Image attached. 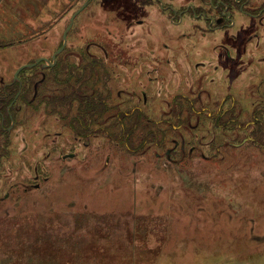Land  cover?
I'll return each instance as SVG.
<instances>
[{
  "label": "rangeland",
  "instance_id": "374dc122",
  "mask_svg": "<svg viewBox=\"0 0 264 264\" xmlns=\"http://www.w3.org/2000/svg\"><path fill=\"white\" fill-rule=\"evenodd\" d=\"M83 1L0 0V81L51 57ZM152 6L138 26L102 0L75 18L59 62L86 63L91 45L130 118L83 142L43 109L19 115L0 169V264H264V29L240 47L249 20L203 36ZM249 133L261 146L233 147Z\"/></svg>",
  "mask_w": 264,
  "mask_h": 264
},
{
  "label": "flooded vegetation",
  "instance_id": "af4514ba",
  "mask_svg": "<svg viewBox=\"0 0 264 264\" xmlns=\"http://www.w3.org/2000/svg\"><path fill=\"white\" fill-rule=\"evenodd\" d=\"M85 1H83V3H81L79 7L72 12L69 18V22L72 15L85 3ZM58 4L61 3L58 2ZM102 4L107 7H109V5L111 4L115 5V8H117L114 11L116 12L118 9V11H120V16H122L125 20L133 21L135 23V26L144 24V14H147L146 10L148 9V7H151V10H153L154 6L152 5H156L155 14L159 15L160 13L167 20L171 19L174 22L177 21V19L183 18L184 15L189 18H193L195 21L200 23V25L198 23V27L200 33L203 36H207L209 33H214L216 31L228 32L235 28L236 19H239V21L242 19H246L250 22L248 31L251 30L252 32L249 31L250 33L244 39H242L240 47L242 45H246L251 39L257 37V35L254 34L256 31L259 32L260 29H264V0H261L260 2H258L257 0H180L178 5H175V2L173 0H102ZM133 6L135 12L139 13V15L130 12L133 9ZM72 7L73 4L70 5V8ZM81 12L77 16H79ZM136 16H139L140 18L135 19ZM68 24L66 28L68 27ZM137 29L139 28H136L135 30ZM242 30L245 33V30ZM63 34L61 36L60 47L53 53V55H55L63 45ZM235 38V36H232V40H235ZM65 46L58 54H56L54 59L53 55H51V57L49 58L38 57L29 64H24L29 65L30 67L20 71L17 74L16 79H14L13 76L11 82L8 83L1 79L0 169L3 164L5 165L6 155L8 154V150L11 145L13 127L16 125L20 114L27 113L28 110L38 112L39 110L43 109L46 117L55 118L56 121L60 123V126L65 129V131H67L70 135H73V137L77 135L79 137L78 139L83 142H87V132L89 128L93 126L90 125L89 127L83 129V131H78V133H75L74 129H71L70 126H67V124L62 121L63 117L70 116V118H73L76 115L79 104L78 97L76 96L91 98L92 95V98H94L93 102L96 103L95 105H99V116L100 118H102L105 115L104 111L106 112L107 104L115 105L112 101L114 99L118 100V98L122 95L121 91H119L115 98H113L111 90L107 86V83L111 81L106 78L107 67L105 69L102 61H97V59H95V57L91 55L89 51L91 45H87L83 49L84 54H86L89 59L86 63L83 64H77L75 62L72 63L71 58H68V63L66 64L60 63L58 55H60L64 51ZM238 49L240 48H236L235 50ZM102 51L104 55H107V51L105 50V48H102ZM38 59L40 61L36 63ZM43 59L46 61H44ZM226 61V67L229 66V74L231 77H233L232 79H228V82L233 85L237 82L238 77L243 73L241 70L242 68H239L240 65H238V62L232 59L231 56H229ZM60 67H65V73L67 74L70 71V76H72V78L70 79V83L72 84L71 93L69 94L70 101L65 100L62 101V103L55 101V98L59 96L61 92H64L67 89L66 85H64V81L59 78L58 73L61 69ZM258 78L264 80V72L259 73ZM70 83L68 80L67 84L69 87ZM77 90L79 91L78 93L76 92ZM85 93L87 94L85 95ZM72 94H74V97H71ZM221 108L222 107H220V109ZM119 111L120 109L118 106L116 113V118L118 119L121 118L118 114ZM196 127H198V125ZM97 128L101 129L102 127L100 126ZM255 129L257 130L256 126L254 125L252 133L254 135H258V138H260V134L262 135L263 132L260 130L255 132ZM103 132H105V129H103ZM252 133H249L247 138L243 139L240 144L233 145V147L239 149L238 147L246 144H255L261 146L259 142H256L255 138L252 136ZM159 144L163 143L161 142ZM179 145L181 146L180 149L183 150L185 146L184 139H182L180 143L175 141L174 149ZM193 150L194 148H190L189 152L192 153ZM173 151V149L166 150V159L167 161L178 162L175 160H171V154H173ZM71 155L72 157H70ZM61 158L62 160H66L69 158L73 159L74 155L68 154L62 156ZM3 159H5V161H3ZM0 173H2V170H0ZM34 173L37 174L38 170H35ZM38 188L39 185H35L34 189Z\"/></svg>",
  "mask_w": 264,
  "mask_h": 264
},
{
  "label": "trees",
  "instance_id": "16d2710c",
  "mask_svg": "<svg viewBox=\"0 0 264 264\" xmlns=\"http://www.w3.org/2000/svg\"><path fill=\"white\" fill-rule=\"evenodd\" d=\"M65 69H66L65 67H62L58 73L59 78L62 81H64V85H66V88H67L66 91L61 92L60 95L55 98V101H57L59 103H62V101H65V100L70 101L69 94L71 93V86H72V84L70 83L71 82L70 79L72 78V76H70V74H71L70 71L66 74ZM68 80L70 83V87L67 84ZM76 92L78 93L79 91L77 90ZM86 94L87 93H85V95ZM75 96H76V94H75ZM71 97H74V94H72ZM76 97H78V101H79L78 109L76 111V115L73 118H70V116L62 118V121L65 122L67 124V126H70L71 129H74L75 133L76 132L78 133V131L79 132L83 131V129H85L86 127H89L90 125L91 126H97V127H100V126L106 127L108 121L109 122L111 120L116 121L118 119V118H116V113H117V108H118L117 106L107 104L106 112L104 111L105 115H104V117L100 118L99 111H98L99 105H95L96 103L93 102L94 98H92L93 97L92 95H91V98L90 97L89 98L84 97V96H76ZM120 112L121 111H119L118 114L122 118L123 116L121 114H123V112H121V113ZM126 118H130V117H123L121 119V122L123 123L126 120ZM118 120H120V119H118ZM101 122H102V125H101ZM108 129H109V127H108ZM136 129H138V128H136ZM107 135L116 136V135L111 134V133H107ZM76 137L79 138L77 135H76ZM151 137H152V134H151V132H149L146 135V138H144V141L147 140L148 138H151ZM122 138H124V137H122ZM121 140H123V139H121ZM140 143H141L140 146H142L143 143L141 141L139 142V144ZM135 231H136V229L133 226L129 232V233H131V235H130L131 241L130 242H132V243H130V246L128 247V248H130V252H132L133 249L135 250V247L133 246V245H135L133 242L135 240V237H134ZM177 263H179L178 259H176V261H174V264H177Z\"/></svg>",
  "mask_w": 264,
  "mask_h": 264
},
{
  "label": "water",
  "instance_id": "95a60500",
  "mask_svg": "<svg viewBox=\"0 0 264 264\" xmlns=\"http://www.w3.org/2000/svg\"><path fill=\"white\" fill-rule=\"evenodd\" d=\"M91 0H86L85 1V3L72 15V17H71V19H70V22H69V24H68V27L66 28V30L64 31V34H63V37H62V39H63V45H62V47H61V49H59L58 51H57V53L56 54H58L61 50H62V48H64V46H65V41H66V34L68 33V31L70 30V28H71V26H72V23H73V20H74V18L88 5V3L90 2ZM56 54L55 55H53V59L55 58V56H56ZM44 60V59H43ZM38 61H40L39 59L37 60V62L36 63H38ZM44 61H46V60H44ZM28 67H30L29 65H22V66H20L18 69H17V71L14 73V79H16V76H17V74L20 72V71H22L23 69H25V68H28ZM70 157H72V155L70 156Z\"/></svg>",
  "mask_w": 264,
  "mask_h": 264
},
{
  "label": "bare ground",
  "instance_id": "6f19581e",
  "mask_svg": "<svg viewBox=\"0 0 264 264\" xmlns=\"http://www.w3.org/2000/svg\"><path fill=\"white\" fill-rule=\"evenodd\" d=\"M258 198V197H257ZM261 217V216H260Z\"/></svg>",
  "mask_w": 264,
  "mask_h": 264
}]
</instances>
